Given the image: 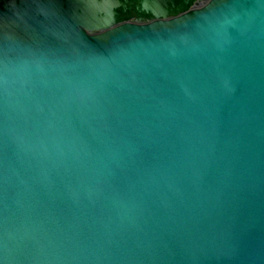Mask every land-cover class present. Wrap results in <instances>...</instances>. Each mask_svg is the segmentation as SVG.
I'll use <instances>...</instances> for the list:
<instances>
[{
	"label": "water",
	"instance_id": "95a60500",
	"mask_svg": "<svg viewBox=\"0 0 264 264\" xmlns=\"http://www.w3.org/2000/svg\"><path fill=\"white\" fill-rule=\"evenodd\" d=\"M117 5L0 0V264H264V0Z\"/></svg>",
	"mask_w": 264,
	"mask_h": 264
},
{
	"label": "flooded vegetation",
	"instance_id": "af4514ba",
	"mask_svg": "<svg viewBox=\"0 0 264 264\" xmlns=\"http://www.w3.org/2000/svg\"><path fill=\"white\" fill-rule=\"evenodd\" d=\"M114 7L118 21H147L171 16L202 5L206 0H117Z\"/></svg>",
	"mask_w": 264,
	"mask_h": 264
}]
</instances>
